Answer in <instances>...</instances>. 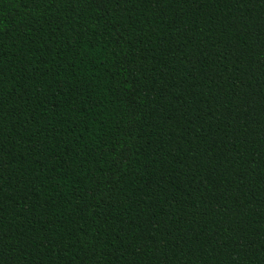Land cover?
<instances>
[{
  "label": "trees",
  "instance_id": "16d2710c",
  "mask_svg": "<svg viewBox=\"0 0 264 264\" xmlns=\"http://www.w3.org/2000/svg\"><path fill=\"white\" fill-rule=\"evenodd\" d=\"M0 264H264V0H0Z\"/></svg>",
  "mask_w": 264,
  "mask_h": 264
}]
</instances>
